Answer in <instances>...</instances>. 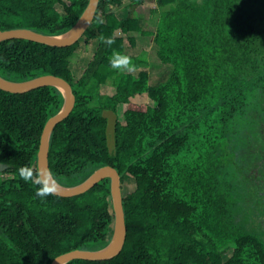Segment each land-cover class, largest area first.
<instances>
[{"label": "trees", "instance_id": "trees-1", "mask_svg": "<svg viewBox=\"0 0 264 264\" xmlns=\"http://www.w3.org/2000/svg\"><path fill=\"white\" fill-rule=\"evenodd\" d=\"M88 1L0 0V30L60 34ZM146 2L155 4L149 20L138 10ZM121 5L123 17L115 10ZM136 34L153 36L158 58L170 67L156 82L146 59L133 54ZM95 42L76 78L74 54ZM114 53L130 57L138 73L112 68ZM44 74L68 80L76 96L51 136L55 179L76 185L109 164L122 188L129 178L135 183L123 192L121 252L67 264H264V228L250 227L255 208L264 216V195L252 196L241 153L250 143L244 131L257 132L264 120V0H100L92 24L72 45L0 42L1 76L25 81ZM102 84L114 93L100 92ZM63 102L55 86L24 93L0 88V162L8 164L0 171V264H51L61 253L99 249L111 238L110 178L72 197L36 196L41 134ZM21 169L34 180H23Z\"/></svg>", "mask_w": 264, "mask_h": 264}, {"label": "water", "instance_id": "water-1", "mask_svg": "<svg viewBox=\"0 0 264 264\" xmlns=\"http://www.w3.org/2000/svg\"><path fill=\"white\" fill-rule=\"evenodd\" d=\"M99 2L100 0H89L77 22L63 33L45 34L31 28H11L0 30V42L18 38L32 40L50 46L64 47L72 45L84 35L92 24ZM44 86L57 87L63 94L64 102L61 109L46 121L41 134L37 153V169L40 180L51 181V186L54 189L52 193L72 197L88 191L99 181L110 178L111 200L114 213L112 234L107 245L99 249L76 248L66 251L56 256L51 264H67L74 259L106 260L113 258L121 252L127 237L123 188L119 171L112 165H103L96 168L82 182L67 186L55 179L49 164L52 133L55 127L70 115L76 103V96L71 83L65 78L54 74H44L25 81L9 80L0 75V88L8 92L24 93ZM7 167V163L0 162V171L5 170Z\"/></svg>", "mask_w": 264, "mask_h": 264}, {"label": "rangeland", "instance_id": "rangeland-1", "mask_svg": "<svg viewBox=\"0 0 264 264\" xmlns=\"http://www.w3.org/2000/svg\"><path fill=\"white\" fill-rule=\"evenodd\" d=\"M127 0H125L126 2ZM155 6L154 3L152 2H146L143 3L142 5H140V7L138 8L139 12L141 15H143L144 19L147 20L150 17V12L149 10L151 8H153ZM58 8L60 9V11H62L63 7L62 5H58ZM116 13H118L120 16H126L127 14V10L121 6L116 7L115 8ZM153 18H150V20ZM149 20V19H148ZM154 21V20H153ZM147 23V21H146ZM147 27H149L150 29H154V25L150 22H148L146 24ZM154 42H153V37L152 36H142V35H138L136 34V45L133 48V54L135 56H140L142 58L146 59V62L149 65V70H150V74H151V79L153 82H156L157 80H159L163 74H166V72H168L167 70L170 69V67L166 64H163L160 59L158 58L156 51H155V47H154ZM96 48V42L95 44H93V46L89 49V50H82V49H78L76 51V53L74 54V58L72 59V70L74 72V76L76 78H80L83 74V72L85 71V68L89 62V60L92 58V55L95 51ZM134 72V74H137L139 69H133L132 70ZM168 74V73H167ZM100 92L102 93H108V94H112L115 91V88L113 86H111V84H102L100 86ZM147 100V99H145ZM149 101V100H148ZM151 102V101H149ZM153 102H151L152 104ZM125 105L124 104H120L119 105V119H123V111L125 110ZM123 192H129L135 189V183L133 181V179H127V181L124 183L123 186ZM253 196V195H252ZM252 219L254 220L250 227L254 226L257 228L263 227L264 228V221H262L264 219L263 215H260L257 212V208H255V211L253 213V217ZM261 223V226H259L258 224ZM231 247L230 249L227 251L225 256H229L230 252H231Z\"/></svg>", "mask_w": 264, "mask_h": 264}, {"label": "flooded vegetation", "instance_id": "flooded-vegetation-1", "mask_svg": "<svg viewBox=\"0 0 264 264\" xmlns=\"http://www.w3.org/2000/svg\"><path fill=\"white\" fill-rule=\"evenodd\" d=\"M257 130V132L244 131L250 140L252 149L250 143L248 145L244 144L243 152H241L244 156L243 163L246 164L244 166L246 169H242L244 171L242 175L250 176V180L255 187V189H252L254 198L264 195V120L259 121ZM262 201H264V198H262Z\"/></svg>", "mask_w": 264, "mask_h": 264}, {"label": "clouds", "instance_id": "clouds-1", "mask_svg": "<svg viewBox=\"0 0 264 264\" xmlns=\"http://www.w3.org/2000/svg\"><path fill=\"white\" fill-rule=\"evenodd\" d=\"M106 42L108 44H111L112 43L111 38H109ZM111 67L118 70L120 69L127 71L133 70V64L131 58L128 57L127 55H122L119 53L113 54V57L111 59ZM20 177L26 182L34 180V177L29 172H26L23 169L20 170ZM53 190L54 189L51 186V181L42 179L40 181L39 187L37 188L36 196L40 198H46L48 195L51 194Z\"/></svg>", "mask_w": 264, "mask_h": 264}, {"label": "crops", "instance_id": "crops-1", "mask_svg": "<svg viewBox=\"0 0 264 264\" xmlns=\"http://www.w3.org/2000/svg\"><path fill=\"white\" fill-rule=\"evenodd\" d=\"M153 37V36H152Z\"/></svg>", "mask_w": 264, "mask_h": 264}]
</instances>
